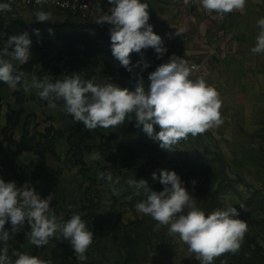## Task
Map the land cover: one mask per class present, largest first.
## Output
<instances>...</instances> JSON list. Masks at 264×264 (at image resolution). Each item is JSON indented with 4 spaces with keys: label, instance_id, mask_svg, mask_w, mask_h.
Here are the masks:
<instances>
[{
    "label": "clouds",
    "instance_id": "obj_1",
    "mask_svg": "<svg viewBox=\"0 0 264 264\" xmlns=\"http://www.w3.org/2000/svg\"><path fill=\"white\" fill-rule=\"evenodd\" d=\"M36 2L39 4L42 0ZM108 3L112 5L109 9L111 14L98 8L95 22L112 25L111 51L121 66L131 72L138 65H132L130 53H140L142 49L152 48L159 56L166 52L161 36L149 24L147 3L142 0H108ZM183 3L188 5L190 0H183ZM198 3L208 13L215 12L223 17L233 11H242L246 0H198ZM10 11V2L0 3V13ZM35 17L40 22L52 20L51 13L42 10L35 12ZM256 27L258 34L250 51L253 55L264 56V17L256 21ZM35 31L39 36V30ZM182 32L180 29L176 34ZM31 43L27 33L8 38L0 50V83L11 89L22 85L26 93L34 89L42 100L50 104L63 101V111L90 132L98 128H115L126 120L135 119V127H142L143 133L162 149L172 151L189 136L195 138L224 122L220 112V93L203 76L193 79L198 66H190L184 58L173 55L167 63L150 73L151 84L147 91L142 82L135 91H129L111 83L97 84L95 78L84 79L78 73L55 82L49 76L39 78L32 74L29 81L27 74L19 71L16 65L28 62ZM148 66V63H143V68ZM89 158L96 161L101 156L94 152ZM97 178L107 180L115 195L126 190L116 187L120 181L118 177L114 180L111 172H100ZM152 179H158L164 185L163 191L150 190L144 179L129 178L126 181L136 190V195L143 193L145 197L135 205L137 212L150 216L159 225L168 226L169 233L178 234L200 264H214L221 255L239 251L248 224L238 218L239 212L235 207L217 208L206 215L175 171L159 170V176L153 172ZM51 200V195L41 199L27 184L18 188L15 182L6 183L0 179V243L3 244L0 264H50L24 252L14 251L12 256L16 257L15 260L9 256L10 236L5 230L8 221L12 232L18 231L27 221L31 228L29 241L33 245L43 246L53 237H62L71 242L79 261L87 260L86 252L93 243V233L79 213L74 212L66 221L58 220L50 207ZM240 207L244 208V205L240 204Z\"/></svg>",
    "mask_w": 264,
    "mask_h": 264
},
{
    "label": "rangeland",
    "instance_id": "obj_2",
    "mask_svg": "<svg viewBox=\"0 0 264 264\" xmlns=\"http://www.w3.org/2000/svg\"><path fill=\"white\" fill-rule=\"evenodd\" d=\"M41 10L50 12L52 20L35 24L30 35L31 41L43 42V37L49 38V29H52L51 33L62 36L60 44L69 46L58 51V54L54 52L51 57L60 58L62 64L68 58V53L83 57L78 53L85 51L84 55L91 59V79L95 78V83H111L135 91L142 82L145 91L149 89V75L158 68L150 57L136 52L130 53L132 65L138 66L129 72L113 57L111 41L104 40L93 30L78 29L65 24L69 17L68 12L41 6L20 9L16 14L28 21L27 24H32L39 22L35 12ZM44 23L46 25H42ZM51 24L62 25L54 29ZM37 29L39 36L35 31ZM73 42L75 44L72 46ZM145 62L149 65L147 68H143ZM45 111L53 113L57 119L49 120ZM38 112L42 126L53 122L58 126L62 122V116L66 114L63 106L58 105H49L47 108L38 109ZM117 127L120 129L121 143L110 139L105 146L102 142L100 151L106 156L108 163L106 171L103 172H111L114 180L118 177L120 182L116 187L126 189L119 195L113 194L107 180L97 178L100 173L99 164L105 165V160L103 157L96 161L89 158L92 153L99 152L94 141H87L91 150L84 153L87 161L85 171L80 173L79 159L75 160L76 163L72 159L65 160L63 172L56 173L51 170L48 173H39L41 178L37 180L43 191L40 192L41 199L52 196L50 207L58 220H65L71 205L93 233V243L86 252L87 260L79 261L71 242L62 237H53L43 246L31 244L28 236L31 228L27 221L16 232H12V228L6 229L10 236L8 244L13 252L37 256L50 264H71L67 251L63 249L65 243L74 254L76 264H200L195 253L188 250L178 234L169 233L168 226L159 225L150 216L137 212L135 205L145 197L143 193L136 195V190L126 184L129 178L137 181L144 179L150 190L160 192L164 185L158 179L153 180L152 173L156 172L159 176V170H169L177 173L188 193L206 215L217 208L233 206L239 212L238 218L248 224V231L239 251L221 255L215 259L214 264H264V171L259 163L228 162L212 130L195 138L189 136L186 141L178 143L174 150L167 151L158 144L146 147L130 142L134 138H148L142 127H135V119L126 120ZM115 129L116 127L94 130V140L97 143L100 136L106 140ZM111 140L117 142L112 143ZM115 144H118V149L114 148ZM115 159L117 163L124 161L123 173L116 171ZM87 169L90 170L86 171ZM86 177L95 180L91 183ZM192 181L196 183L193 184ZM88 208L93 212L91 219L86 216L89 213ZM15 258L14 256L13 260Z\"/></svg>",
    "mask_w": 264,
    "mask_h": 264
},
{
    "label": "crops",
    "instance_id": "obj_3",
    "mask_svg": "<svg viewBox=\"0 0 264 264\" xmlns=\"http://www.w3.org/2000/svg\"><path fill=\"white\" fill-rule=\"evenodd\" d=\"M95 1L97 9L111 14L112 5L108 0ZM142 2L149 5V24L161 36L166 52L159 56L154 49L147 50H152L165 63L175 55L184 58L189 65H197L199 70L192 78L203 76L220 93L224 122L211 130L227 161L259 163L264 171V56L253 55L250 51L258 34L256 21L264 17V0H246L242 11H233L223 17L205 11L198 0H190L188 5H184L183 0ZM105 26L110 32L112 25L105 23ZM180 29L183 32L177 35ZM37 59V55L30 54L26 64L16 67L25 72L28 79L35 74L39 78L49 76L55 82L74 74L65 63ZM31 62L33 64L25 68ZM53 104L60 107L63 101ZM53 104L42 100L34 89L26 93L22 85L11 89L0 83V158L14 160L21 164L22 170L30 165L25 174L39 173L40 167L37 171L34 165L59 173L63 172L65 160L87 162L84 153L91 150L87 141H94L97 147L100 139L96 143L91 133L78 141L71 138L74 129H80L81 124L79 126V122L66 112L58 126L54 122L42 126L38 109ZM45 114L49 120L57 119L53 113L45 111ZM142 140L149 141V137ZM100 156L105 160V165L99 164L103 172L108 163L104 154L100 152Z\"/></svg>",
    "mask_w": 264,
    "mask_h": 264
},
{
    "label": "trees",
    "instance_id": "obj_4",
    "mask_svg": "<svg viewBox=\"0 0 264 264\" xmlns=\"http://www.w3.org/2000/svg\"><path fill=\"white\" fill-rule=\"evenodd\" d=\"M0 3H4L3 0H0ZM96 20H84L78 17H74L71 13H69V17L68 20L65 21V24L71 25L72 27H76L78 29L82 28L84 30H93L95 32H97L104 40H109L110 39V32L108 30V28L104 25V24H98L95 22ZM28 21L23 20V17L19 16L18 14H15L11 8L10 12H6V13H0V33H2L3 36H0V50H2L5 47V44L7 43V40L10 36L12 35H21L24 33H27L29 38L30 35H32V28L34 27L35 24H40L39 22L36 23H32V24H27ZM42 25H46L45 23ZM52 25V24H51ZM62 25V24H61ZM61 25H52L53 28L55 29L56 26L60 27ZM46 38L48 37H43V42L37 41V42H32L31 43V47H30V54L32 55H37L38 59L37 60H42L45 62H50L52 60H57L60 61V58H53L50 55H52L54 52L61 51L62 49L65 50L66 47H69L67 44H60V40L62 39V36L57 34V33H50L49 34V38L46 40ZM31 40V38H30ZM51 40V42H49ZM75 44V42H73L71 45L73 46ZM70 45V46H71ZM11 50V49H9ZM79 56H83V57H75L76 54H67L68 58L65 59V67H69V71H73L74 74L78 73L81 74L82 78L85 77V79H91L92 77V65H91V59L90 57H86L85 51L84 52H80L78 53ZM140 54H145L148 57L151 58V60L157 64V67H159V65L165 63L163 62L160 58H158L154 52L152 50H147V49H142ZM60 55V54H59ZM36 61V60H35ZM31 64H33V62H31L30 64L26 65L25 68L27 66H31ZM105 79H107V77H105ZM114 80V79H113ZM116 80V79H115ZM81 124V126H80ZM14 125V123H13ZM80 126V129H74L73 133V137L71 136V138L77 139L76 141H78L79 139H81L85 134L92 135V137L95 139V135L94 132L95 131H88L85 129L84 125L82 123L79 122L78 124ZM73 129V126H71ZM119 127H116V129L114 131H111L109 133V135L111 137H107L106 140L104 139V137L102 138V136H100V143L97 144L98 149L100 150L102 147V142L105 144L106 146V142L110 139L113 140H118L121 143V137H120V129H118ZM97 130V129H96ZM5 137H7L8 139H11L10 136H8L7 134H5ZM72 140V139H71ZM112 141V140H111ZM110 141V143H111ZM113 142H117V141H112ZM130 142H133L135 144H140L146 147L149 146H155L158 143L153 141L151 138L149 139V141H143L142 139H138V138H134L131 139ZM78 143V142H77ZM103 144V145H104ZM118 144H115L114 148H117ZM159 145V144H158ZM104 146V147H105ZM118 149V148H117ZM1 152V151H0ZM101 152V151H100ZM124 160V159H122ZM121 160V161H122ZM80 165H81V173L82 171L86 168V163H84L82 160L79 161ZM124 161L117 163L116 159H115V164L117 165V172H122V168H123V163ZM35 168L38 171L39 168V173H48V169L45 166H39V165H34ZM30 165H26L25 168L22 170L21 169V164L16 163L14 160L12 161H7L5 158H0V176L1 179H3L6 183L7 182H15L16 186L18 188L23 187L24 185H28L31 188H33L36 193L40 196V192H43L40 188L41 185H39L37 183V180H39L41 177L39 175V173H29V174H25L24 171L26 169H29ZM83 168V169H82ZM105 169H107V166L105 167ZM88 170V169H87ZM86 170V171H87ZM21 171V172H20ZM85 171V170H84ZM85 176L87 175V173H83ZM88 181H90L91 183L94 182L95 179H92L91 177H86ZM73 207L68 209L66 218L64 221L70 219L71 215L74 213V209H72ZM92 208V207H90ZM89 209V213H87V218H93V212L92 210ZM60 213V212H59ZM87 226V224H86ZM11 229L12 225L10 223V221L6 222L5 224V230L6 229ZM9 242V241H8ZM3 247V244L0 243V248ZM12 247H10V245L8 244V254L10 257H12V259H14V256H12ZM63 249L67 251L71 264H76L77 261H75L74 259V254L71 252V250L69 249V247L63 243Z\"/></svg>",
    "mask_w": 264,
    "mask_h": 264
},
{
    "label": "built area",
    "instance_id": "obj_5",
    "mask_svg": "<svg viewBox=\"0 0 264 264\" xmlns=\"http://www.w3.org/2000/svg\"><path fill=\"white\" fill-rule=\"evenodd\" d=\"M3 1L10 2L11 8L13 11H15V13H17V11H19L20 9L38 8L41 6H45L71 13L73 16L84 20H90V19L93 20L96 19L97 17V11H96L97 8H96L95 0H42V2L39 4L36 2V0H3Z\"/></svg>",
    "mask_w": 264,
    "mask_h": 264
}]
</instances>
